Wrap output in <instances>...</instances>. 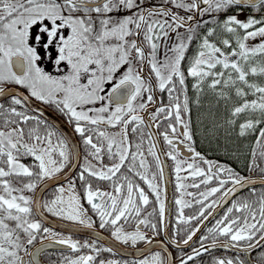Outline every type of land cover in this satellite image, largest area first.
I'll return each instance as SVG.
<instances>
[{
	"label": "snow or ice",
	"instance_id": "6c2138e0",
	"mask_svg": "<svg viewBox=\"0 0 264 264\" xmlns=\"http://www.w3.org/2000/svg\"><path fill=\"white\" fill-rule=\"evenodd\" d=\"M194 111L199 134L225 154L250 140L248 169L264 176V0H0V264H40L38 239L78 253L61 264H173L164 244L132 261L102 259L116 249L44 226L49 214L132 249L166 232L173 181L157 134L178 194L170 243L189 246L214 219L179 264L215 248L234 255L212 264H253L264 189L239 195L257 181L196 150ZM255 259L264 264V251Z\"/></svg>",
	"mask_w": 264,
	"mask_h": 264
},
{
	"label": "flooded vegetation",
	"instance_id": "af4514ba",
	"mask_svg": "<svg viewBox=\"0 0 264 264\" xmlns=\"http://www.w3.org/2000/svg\"><path fill=\"white\" fill-rule=\"evenodd\" d=\"M244 17L241 16V19ZM51 111L52 117L55 118L58 122L63 124V118L60 117L55 111L48 108ZM65 128L70 132L71 129L64 125ZM193 129L196 135L194 136L195 139V146L196 150L201 152L202 154L206 155L208 159L219 161L221 163L226 164L227 166H230L233 168L237 173H239L240 176H243L245 178L254 179L257 181L255 185H247L245 188L240 190L239 195H248L249 190L251 188H255L257 192L264 189V185H261L259 183V180L264 178L262 174L260 173L259 169H256L254 171H249L248 164L251 159L250 157V147H246V145L250 144V140L246 141H235L233 140V143H238L235 145H231L229 152L226 154V156H223V154L219 152V149L217 148L215 142L212 144H209L207 140L203 138L201 134H199V126L196 123V114L195 111L193 113ZM163 129H161L162 131ZM155 131V129H154ZM158 144H159V153L161 154V159L164 162L165 166V176L166 179L171 180L173 182L167 183V209H166V224H167V230L166 232L162 231L159 235L154 236L153 242L149 245L144 244L143 242L139 243L136 246V249H132L129 246H125L122 244L117 243L115 240L112 239L110 236V233L106 230H100L98 227L95 229L97 233H99V236H96L91 233L90 230L84 229L80 227L79 225H75L70 221L62 220L57 217H53L49 214H45V222L44 226L49 227L52 229V231L60 233L62 236L67 237L71 236L73 240H80L83 242L86 239H97L98 243L104 245V246H111L116 249V254L112 255L110 253H102L101 257L102 259H118V260H128L132 261L136 258H142L143 255H146L149 252L152 251H160V245L164 244L168 251L171 252L173 257V264H179L178 258L181 255H187L192 252L193 248L199 247V241L200 236L204 235L206 233L207 227H211V223H214V219L211 220V222H206V227L202 226L201 231L196 234V236L193 237V241L190 242L189 246H183L181 248L174 247L170 240L172 239V227L171 224L175 223V212H176V206L174 204V199L176 195H178L175 192V185H174V177L172 173V161L167 158L165 153L168 151V146L165 145L162 137H159L157 134ZM81 154L80 157L75 163L79 164L83 162V151L80 150ZM151 159V158H149ZM153 171H155V164L152 165ZM79 168L73 169V171L69 174V179H72L76 176L78 173ZM65 182V181H61ZM190 182V181H189ZM66 183V182H65ZM98 183L101 189H107L108 185L106 182H94L95 184ZM141 185L147 190V186L143 184V182H140ZM231 186V185H229ZM52 191V188L50 187L48 189V193L50 194ZM189 191H196L195 189H189ZM150 199H154L153 197H150ZM85 207H88L85 204ZM197 209H185V215H193ZM147 211H152V205H149L147 208ZM91 215V212H89ZM95 218V217H94ZM218 218V217H217ZM153 222H157L158 216H154L152 218ZM198 221H194L191 225V227H196V224ZM135 222L125 224V228L129 231L134 230ZM185 226H181L183 229ZM142 230L146 232L149 236H153V233L149 228H144L141 226ZM102 238V239H101ZM185 238L184 234L182 233L180 237H177V239L182 240ZM51 240H44L41 241L38 239L35 242L34 247H41L43 244L45 247L43 251L38 255V260L40 264H61L62 257L68 256V257H74L75 255H78V253H72L69 249H67L66 246L63 245H57L53 244L51 248L46 247L49 243H51ZM206 243H211L210 241ZM139 249L140 251H137ZM84 252H87V250H83ZM264 251V248H259L256 251L252 253L253 257V264H259V262L255 259L257 252ZM234 255V252L230 249H223V248H215L212 249L208 253H203L200 257L196 258L194 261H190L189 264H212L213 257H229ZM25 259H28V257H25Z\"/></svg>",
	"mask_w": 264,
	"mask_h": 264
},
{
	"label": "trees",
	"instance_id": "16d2710c",
	"mask_svg": "<svg viewBox=\"0 0 264 264\" xmlns=\"http://www.w3.org/2000/svg\"><path fill=\"white\" fill-rule=\"evenodd\" d=\"M235 144H238V143H233V142H230L229 143V150H230V147H231V145H235ZM219 152H220V154L222 153L223 154V156H226V154L224 153V151H223V149L221 148V149H219Z\"/></svg>",
	"mask_w": 264,
	"mask_h": 264
},
{
	"label": "water",
	"instance_id": "95a60500",
	"mask_svg": "<svg viewBox=\"0 0 264 264\" xmlns=\"http://www.w3.org/2000/svg\"><path fill=\"white\" fill-rule=\"evenodd\" d=\"M45 111H46L47 113H49L50 116L52 117L51 111H50L48 108H45Z\"/></svg>",
	"mask_w": 264,
	"mask_h": 264
}]
</instances>
